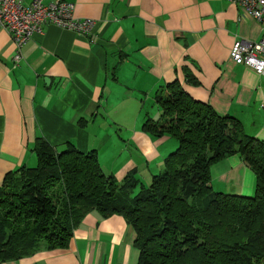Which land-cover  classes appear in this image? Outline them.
Wrapping results in <instances>:
<instances>
[{
	"label": "crops",
	"instance_id": "crops-1",
	"mask_svg": "<svg viewBox=\"0 0 264 264\" xmlns=\"http://www.w3.org/2000/svg\"><path fill=\"white\" fill-rule=\"evenodd\" d=\"M57 1L74 3L76 18L95 20L93 32L48 25L17 63L13 40L0 30V186L7 175L35 167L38 139L56 151L67 144L95 150L119 185L130 176L139 181L136 190L147 186L178 142L156 139L143 125L160 118L157 90L177 79L264 141V76L231 59L237 41H260L264 27L240 17L229 0H44ZM211 176L216 192L256 191V175L239 154L214 165ZM135 242L123 216L91 212L67 247L0 264H137Z\"/></svg>",
	"mask_w": 264,
	"mask_h": 264
},
{
	"label": "trees",
	"instance_id": "trees-1",
	"mask_svg": "<svg viewBox=\"0 0 264 264\" xmlns=\"http://www.w3.org/2000/svg\"><path fill=\"white\" fill-rule=\"evenodd\" d=\"M155 102L160 118L147 117L143 130L175 139L178 148L134 195L139 181L129 176L119 185L95 150L67 144L56 151L38 139L36 167H22L0 186V262L67 247L96 212L123 216L134 228L137 264H264V141L196 100L178 79L161 86ZM237 154L256 175L252 197L211 186V168Z\"/></svg>",
	"mask_w": 264,
	"mask_h": 264
},
{
	"label": "built area",
	"instance_id": "built-area-1",
	"mask_svg": "<svg viewBox=\"0 0 264 264\" xmlns=\"http://www.w3.org/2000/svg\"><path fill=\"white\" fill-rule=\"evenodd\" d=\"M240 10V17L251 18L264 27V0H229ZM75 4L67 1L45 3L44 0H0V30L6 31L13 40L17 53L14 60L19 63L22 50L36 34H43L48 25L78 34H90L97 22L76 18ZM231 59L246 65L264 76V34L260 41L245 44L237 41L231 51Z\"/></svg>",
	"mask_w": 264,
	"mask_h": 264
},
{
	"label": "rangeland",
	"instance_id": "rangeland-1",
	"mask_svg": "<svg viewBox=\"0 0 264 264\" xmlns=\"http://www.w3.org/2000/svg\"><path fill=\"white\" fill-rule=\"evenodd\" d=\"M145 112H147V111H145ZM145 114H146V113H145ZM177 148H178V147H177ZM36 165H37V164H36ZM36 165H35V167H36ZM149 185H150V184H148V185L145 186V187H149ZM138 191H139V190L134 191V192H133V195L136 194ZM215 192H216V191H215ZM254 195H255V191H253L252 194H249V195L246 194V195H241V196H244V197H252V196H254Z\"/></svg>",
	"mask_w": 264,
	"mask_h": 264
}]
</instances>
